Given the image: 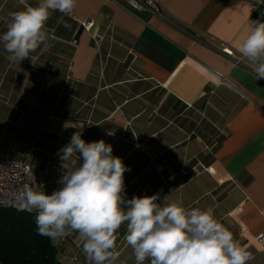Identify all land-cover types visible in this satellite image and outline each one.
Here are the masks:
<instances>
[{"label":"crops","instance_id":"obj_1","mask_svg":"<svg viewBox=\"0 0 264 264\" xmlns=\"http://www.w3.org/2000/svg\"><path fill=\"white\" fill-rule=\"evenodd\" d=\"M152 1L161 17L128 0H77L73 17L56 12L47 22L51 47L21 63L0 44V152L23 162L33 148L50 194L69 166L58 150L73 132L103 139L130 169L127 199L159 193L186 208L211 207L252 253L247 264H264V80L248 59L235 64L222 52L241 55L251 20L264 22V3ZM23 8L0 0V34ZM125 231L116 233L120 260L135 264ZM82 243L78 232L52 242L63 264H91Z\"/></svg>","mask_w":264,"mask_h":264},{"label":"clouds","instance_id":"obj_2","mask_svg":"<svg viewBox=\"0 0 264 264\" xmlns=\"http://www.w3.org/2000/svg\"><path fill=\"white\" fill-rule=\"evenodd\" d=\"M264 3V0H257ZM77 0H38L35 6L19 0L23 10L10 13L0 44L8 59L31 60L38 49L51 47L56 37L47 22L56 12L70 16ZM59 22V21H58ZM68 25H65L67 27ZM238 52L253 65L254 74L264 80V22L251 20L248 34ZM111 134V133H109ZM67 163L50 194L30 185L15 196V207L35 212L37 234L53 244L78 232L82 252L91 264H116L117 231L126 225L123 240L132 249L135 264H247L252 253L234 239L232 232L207 209L186 208L182 202L160 200L159 193L127 199L123 159L113 155V146L103 139L85 141L82 131L58 150ZM159 201V202H158ZM120 264H126L120 260Z\"/></svg>","mask_w":264,"mask_h":264},{"label":"trees","instance_id":"obj_3","mask_svg":"<svg viewBox=\"0 0 264 264\" xmlns=\"http://www.w3.org/2000/svg\"><path fill=\"white\" fill-rule=\"evenodd\" d=\"M35 216L0 207V264H63L51 240L37 234Z\"/></svg>","mask_w":264,"mask_h":264},{"label":"built area","instance_id":"obj_4","mask_svg":"<svg viewBox=\"0 0 264 264\" xmlns=\"http://www.w3.org/2000/svg\"><path fill=\"white\" fill-rule=\"evenodd\" d=\"M255 1L257 2V0ZM128 5L130 9L137 12H149L153 15L162 16L160 5L152 0H128ZM70 16L73 17V14ZM82 25L85 29H89L92 23L84 22ZM222 52L232 58L235 64H243L246 60L245 57L237 55L226 46L222 48ZM13 109L16 110L17 107L14 106ZM25 185L43 191L38 182V165L33 148L29 150L27 159L23 162L13 161L0 152V207L7 206L15 211H21L14 206L15 196ZM32 213L36 214L35 212ZM257 241L264 249V232L258 235Z\"/></svg>","mask_w":264,"mask_h":264}]
</instances>
